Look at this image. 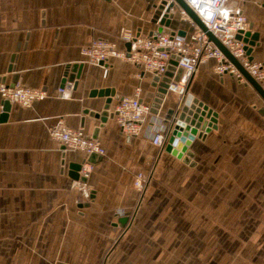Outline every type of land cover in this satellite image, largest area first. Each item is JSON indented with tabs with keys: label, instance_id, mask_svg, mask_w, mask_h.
Returning a JSON list of instances; mask_svg holds the SVG:
<instances>
[{
	"label": "crops",
	"instance_id": "1",
	"mask_svg": "<svg viewBox=\"0 0 264 264\" xmlns=\"http://www.w3.org/2000/svg\"><path fill=\"white\" fill-rule=\"evenodd\" d=\"M159 1L0 0V83L11 84L16 78L26 87L48 93L30 107L10 103L6 112L0 108V264H193L197 260L195 238L178 231L196 223L185 216L189 206L181 205L183 219H176L174 202L168 199L172 192L157 187L169 164L182 161L152 143L156 133L169 128L166 112L178 96L168 92L158 112L147 116L140 134L129 137L114 116L101 123L89 114L101 111L108 97L91 93L113 90L110 112L120 97L135 96L136 88L142 101L152 104L154 75L111 57L105 76L102 65L80 53L95 38L124 48L117 38L122 28L151 35L160 25L152 20L149 6ZM234 3L247 16L251 32L258 33L250 56L264 63V0ZM175 8V18L163 31L194 32L195 26ZM10 64L13 70L8 72ZM73 65H82L77 84L71 98L61 99L56 90ZM214 66V59L201 63L187 85L190 96L217 113L216 128L191 141L190 161L229 163L234 156H245L250 142L257 149L254 154L261 157L263 99L246 81L218 75ZM59 119L86 136L95 135L105 149L103 156L91 161L88 202L71 188L70 168L71 162L88 156L63 151L49 135L48 128ZM139 171L149 174L141 195L133 187Z\"/></svg>",
	"mask_w": 264,
	"mask_h": 264
},
{
	"label": "built area",
	"instance_id": "2",
	"mask_svg": "<svg viewBox=\"0 0 264 264\" xmlns=\"http://www.w3.org/2000/svg\"><path fill=\"white\" fill-rule=\"evenodd\" d=\"M186 2L207 30L264 89V63L254 60L247 51L245 42L236 37L250 29L249 20L241 6L234 3V0H186ZM179 12L182 18L195 26L194 32L180 35L177 32L162 31L141 36L131 29L122 28L117 38L124 45L129 43L128 50L126 47L119 49L115 41L95 38L82 47L80 53L93 64L101 63L105 76L108 72L107 62L111 57L125 59L160 79L166 72L171 71L167 92L175 93L178 97L186 96V99L190 97L187 93L189 80L198 66L209 59L215 60L214 71L218 75H230L238 81H246L234 63L209 39L206 31L201 30L184 10L180 8ZM171 60L176 61V65L171 64ZM73 87V83L65 81L57 88L56 96L61 99L71 98ZM47 96L45 89L26 87L19 81L13 85L0 83V97L2 101L9 103L30 107L33 102L43 100ZM0 108L3 109V103L0 104ZM151 111L152 104L143 102L140 88H136L135 96H122L118 99L113 112L121 132L129 137H137ZM48 132L53 139L65 147L63 151H80L87 156L93 153L100 156L105 154V149L98 139L86 136L81 129L67 127L60 119L48 128ZM169 132L170 129L165 133H156L152 143L163 147ZM92 166V162L85 158L78 171V178L71 182V188L86 202L92 195L87 184ZM148 180L149 174L146 172L139 171L134 175L133 187L139 195L144 192Z\"/></svg>",
	"mask_w": 264,
	"mask_h": 264
},
{
	"label": "rangeland",
	"instance_id": "3",
	"mask_svg": "<svg viewBox=\"0 0 264 264\" xmlns=\"http://www.w3.org/2000/svg\"><path fill=\"white\" fill-rule=\"evenodd\" d=\"M249 144L245 156L229 163H171L157 182L172 192V216L182 220L181 205L189 206L185 216L196 223L178 231L195 238L193 264H264V143L261 157Z\"/></svg>",
	"mask_w": 264,
	"mask_h": 264
},
{
	"label": "water",
	"instance_id": "4",
	"mask_svg": "<svg viewBox=\"0 0 264 264\" xmlns=\"http://www.w3.org/2000/svg\"><path fill=\"white\" fill-rule=\"evenodd\" d=\"M176 6L184 10L185 13L201 30L206 31L209 39L223 52V54L232 63H234V65L244 76L246 83L251 85L264 101V89L262 88V86L251 75H249V73L241 66L239 61L229 52V50L211 32L207 30L200 18L189 7L186 0H160L158 3L150 2L149 10L152 14V20L154 22H158L160 25V27H158L156 31H153L152 34L162 32L163 27H168L170 25L171 21L175 18ZM251 27L252 26L250 25L249 30L236 36L238 39H242V41L245 42L248 52L250 51V47H252L258 39V33L251 32ZM177 33L180 35H184L185 31L180 30L177 31ZM125 47L128 50L129 43H126ZM13 60L14 56L11 57V62ZM171 64L176 65V61L171 60ZM81 66L82 65H73L70 69V74H68V71H66L61 85L66 80H69L74 83L73 85L75 87L77 84L76 78L78 77ZM169 69H171V67H169ZM12 70L13 65L10 64L7 71L11 72ZM178 72H180V70ZM171 76L172 72L168 71L161 79L158 76L153 77L152 86L155 88V91L154 93L150 94L152 97V111L158 112V110L161 108V105L166 100L168 94L166 87ZM1 80H3V78ZM16 81L17 80L15 78L13 83H11L10 85H13ZM91 94L108 96L101 111H90L89 113L90 115L99 118L101 123H105L108 117L114 116V112L109 111L111 97L114 96L113 90L100 89L93 91ZM9 104L10 103L8 101H4L3 111L6 112L8 110ZM259 112L264 115V106L259 109ZM216 116V112L205 105L202 101H199V99H197L196 97L190 96L187 99L186 96L177 97L174 100L173 107L169 108L166 112V119L169 122L168 129H170V132L163 149L179 159L188 161L189 158L193 156L192 151L188 149L191 141L195 138V136L198 138H204L206 133H208L210 129H215ZM95 137L96 136L93 135V138ZM62 148L65 147L62 146ZM99 156L100 155L93 153L88 156L87 160L91 162ZM84 160H82L81 162L70 163L73 180H76V178H78V171Z\"/></svg>",
	"mask_w": 264,
	"mask_h": 264
}]
</instances>
